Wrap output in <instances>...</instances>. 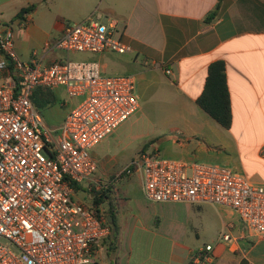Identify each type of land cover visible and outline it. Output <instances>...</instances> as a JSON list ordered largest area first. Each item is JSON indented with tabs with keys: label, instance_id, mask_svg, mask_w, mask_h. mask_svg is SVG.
Returning a JSON list of instances; mask_svg holds the SVG:
<instances>
[{
	"label": "crops",
	"instance_id": "1",
	"mask_svg": "<svg viewBox=\"0 0 264 264\" xmlns=\"http://www.w3.org/2000/svg\"><path fill=\"white\" fill-rule=\"evenodd\" d=\"M0 0V32L11 28L20 60L38 53L44 65L69 57L52 47L67 22L93 15L117 25L115 37L131 52L88 55L108 75H133L142 102L157 100L166 134L137 128L139 109L92 155L101 185H79L74 197L101 211L111 235L95 247L93 264H189L206 245L214 247L210 264H264V236L248 234L230 209L212 204L156 203L144 195L143 173L130 165L145 153L167 159L218 164L264 185V0ZM38 8L24 18L22 9ZM226 64L233 123L223 128L197 100L210 66ZM79 102L63 87L39 88L33 103L52 140L62 138L68 112ZM121 134L115 154L103 143ZM150 148L143 152L145 146ZM120 157V158H119ZM121 157L126 162L121 165ZM83 197H79V194ZM230 234L232 244L221 241Z\"/></svg>",
	"mask_w": 264,
	"mask_h": 264
},
{
	"label": "built area",
	"instance_id": "2",
	"mask_svg": "<svg viewBox=\"0 0 264 264\" xmlns=\"http://www.w3.org/2000/svg\"><path fill=\"white\" fill-rule=\"evenodd\" d=\"M117 25L93 15L67 22L52 47L67 53L120 55L131 47L115 37ZM19 59L11 28L0 32V264H93L95 247L111 235L106 216L75 199V185L100 184L93 149L140 108L137 79L108 75L95 61L44 65L38 53ZM63 87L79 102L54 142L33 103L39 88ZM144 195L156 203L212 204L232 210L248 234L264 236V185L218 164L145 153L135 162ZM128 174L133 173L131 169ZM230 234L221 241L232 244ZM206 245L194 264H210Z\"/></svg>",
	"mask_w": 264,
	"mask_h": 264
},
{
	"label": "trees",
	"instance_id": "3",
	"mask_svg": "<svg viewBox=\"0 0 264 264\" xmlns=\"http://www.w3.org/2000/svg\"><path fill=\"white\" fill-rule=\"evenodd\" d=\"M221 1L222 0L219 1L217 9L212 13L209 19L215 17L220 8ZM37 8V4L31 5L22 9L18 16L24 18L25 15L33 13ZM197 104L223 128H231L233 123V113L225 62L217 61L210 66L204 92L197 100ZM149 148L150 144H147L143 152H146ZM130 169L132 171L136 169L135 162L130 165ZM79 188V185H75V191H78ZM189 264L194 263L190 262Z\"/></svg>",
	"mask_w": 264,
	"mask_h": 264
},
{
	"label": "rangeland",
	"instance_id": "4",
	"mask_svg": "<svg viewBox=\"0 0 264 264\" xmlns=\"http://www.w3.org/2000/svg\"><path fill=\"white\" fill-rule=\"evenodd\" d=\"M71 59L74 61H84V60H90V57L85 54L81 53H69V57H66V59ZM121 75V74H117ZM140 115L136 117L134 120H136L135 123H137V128H150L156 135L160 136L161 134H166L170 131L169 126L166 125L165 122H161L160 120V114L158 112L159 109V103L157 100L154 101H147L142 102L140 99ZM121 138V134L116 136V138H109L107 141L103 143V148L106 151V154L113 155L116 152V149L118 148V143ZM151 151V150H147ZM120 158V157H119ZM139 159V158H138ZM137 159V160H138ZM120 164H126L127 162H131V159L129 161H125L126 158L121 157ZM126 162V163H125ZM79 197H83V194H79Z\"/></svg>",
	"mask_w": 264,
	"mask_h": 264
}]
</instances>
